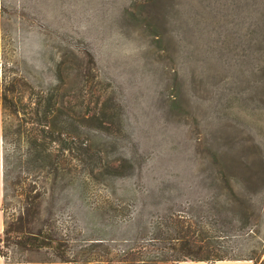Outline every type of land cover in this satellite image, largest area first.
I'll return each mask as SVG.
<instances>
[{
  "label": "rangeland",
  "instance_id": "1",
  "mask_svg": "<svg viewBox=\"0 0 264 264\" xmlns=\"http://www.w3.org/2000/svg\"><path fill=\"white\" fill-rule=\"evenodd\" d=\"M4 63L53 89L68 132L46 178L12 167L3 184L0 106V209L3 230L16 229L0 233L6 261H57L52 247L18 244L26 230L66 249L125 246L180 210L222 220L216 243L261 264L264 0H0ZM101 107L112 122L97 128L85 118ZM220 173L233 193L205 179ZM239 210L250 215L243 231L231 221Z\"/></svg>",
  "mask_w": 264,
  "mask_h": 264
},
{
  "label": "trees",
  "instance_id": "2",
  "mask_svg": "<svg viewBox=\"0 0 264 264\" xmlns=\"http://www.w3.org/2000/svg\"><path fill=\"white\" fill-rule=\"evenodd\" d=\"M53 96L52 88L35 90L15 70L13 64H1L3 184L12 167L18 168L24 177H33V174L39 173L47 177L55 160V152L51 145L56 141L62 144L68 133L66 120L58 118L61 106L55 107ZM111 117L112 113L101 107L98 112L85 118V121L94 127L104 128L105 123L112 122ZM8 144H12L14 149L12 152H8ZM205 179L219 186L223 184L222 188L227 189V193H233L230 186L231 176L220 173L208 175ZM34 183L30 180L28 185H35ZM239 212L241 219L236 218V212H232L231 221L236 222L237 230L243 231L248 225L250 215L244 210ZM218 221L221 222L220 228H214L215 221L212 222L205 214L173 210L150 220L149 224L139 231V235L125 246L112 239L101 238L98 241L84 240L76 250L66 249L67 239L46 234L42 229L36 232L26 230L23 233V240L17 243L26 249L52 247L57 261L73 264H176L184 260L207 262L241 260L242 258L237 255L228 254L227 247L216 243L215 237L224 238L228 231L224 222ZM12 230L16 231L8 228L3 232L7 234ZM214 231L218 234H214ZM0 255L5 256L1 246Z\"/></svg>",
  "mask_w": 264,
  "mask_h": 264
},
{
  "label": "crops",
  "instance_id": "3",
  "mask_svg": "<svg viewBox=\"0 0 264 264\" xmlns=\"http://www.w3.org/2000/svg\"><path fill=\"white\" fill-rule=\"evenodd\" d=\"M0 168H1V150H0ZM1 198H2V192H1V169H0V203H1ZM3 227H4V219H3V213L0 209V233L3 230ZM0 264H73V263L62 262V261H48V262L6 261V259L0 255ZM176 264H252V262H250V260H235V259L217 260L214 262L184 260V261H179ZM262 264H264V261Z\"/></svg>",
  "mask_w": 264,
  "mask_h": 264
}]
</instances>
